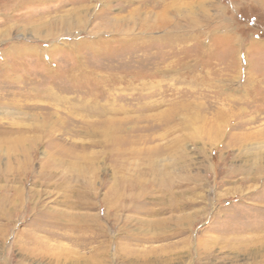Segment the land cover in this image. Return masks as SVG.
Masks as SVG:
<instances>
[{"label":"rangeland","instance_id":"1","mask_svg":"<svg viewBox=\"0 0 264 264\" xmlns=\"http://www.w3.org/2000/svg\"><path fill=\"white\" fill-rule=\"evenodd\" d=\"M0 264H264V0H0Z\"/></svg>","mask_w":264,"mask_h":264},{"label":"bare ground","instance_id":"2","mask_svg":"<svg viewBox=\"0 0 264 264\" xmlns=\"http://www.w3.org/2000/svg\"><path fill=\"white\" fill-rule=\"evenodd\" d=\"M118 26V25H117ZM87 72V71H86ZM91 73V72H90ZM83 77H85V76H83ZM93 79V78H92ZM72 80V79H71ZM105 80V79H104ZM73 81V80H72ZM87 81V80H86ZM86 88V87H85ZM91 88V87H90ZM94 88V87H93ZM96 89V88H95ZM93 89L91 88L90 90H88L86 93H88V94H93ZM92 97V96H91ZM95 106V105H94ZM98 106V105H97ZM104 108V107H103ZM87 109H88V107H87ZM104 111L105 110H101V113H103L104 114ZM100 112V111H99ZM19 145V144H18ZM17 147V146H16Z\"/></svg>","mask_w":264,"mask_h":264},{"label":"crops","instance_id":"3","mask_svg":"<svg viewBox=\"0 0 264 264\" xmlns=\"http://www.w3.org/2000/svg\"><path fill=\"white\" fill-rule=\"evenodd\" d=\"M151 254V253H150Z\"/></svg>","mask_w":264,"mask_h":264}]
</instances>
